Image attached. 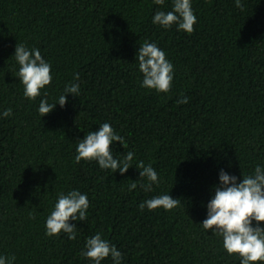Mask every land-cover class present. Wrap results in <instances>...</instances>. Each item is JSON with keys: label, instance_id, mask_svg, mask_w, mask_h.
I'll return each instance as SVG.
<instances>
[{"label": "trees", "instance_id": "1", "mask_svg": "<svg viewBox=\"0 0 264 264\" xmlns=\"http://www.w3.org/2000/svg\"><path fill=\"white\" fill-rule=\"evenodd\" d=\"M191 3L189 35L152 22L172 0H0V113L12 109L0 117V255L15 264H91L81 253L101 233L121 264H240L200 224L221 171L242 181L264 167V0H241L243 10L235 0ZM145 41L174 66L167 94L141 86L136 57ZM18 43L51 65L46 97H24ZM72 83L78 97L42 117L40 101L56 103ZM182 94L187 104L177 103ZM103 123L124 140L113 156L134 154L124 175L75 163L78 142ZM140 161L158 174L151 192L129 191L141 180ZM72 190L87 195V220L70 221L74 241L50 238L46 219L58 194ZM164 194L180 200L176 208L140 209Z\"/></svg>", "mask_w": 264, "mask_h": 264}, {"label": "clouds", "instance_id": "2", "mask_svg": "<svg viewBox=\"0 0 264 264\" xmlns=\"http://www.w3.org/2000/svg\"><path fill=\"white\" fill-rule=\"evenodd\" d=\"M236 7L243 10L241 0H235ZM159 6L165 5V0H154ZM153 24L163 29H171L174 25L178 31L193 34L197 17L192 9L191 0H172L170 11L157 10L153 17ZM15 60L19 65L17 78L23 85L24 97L35 101L47 93L43 90L52 82L51 65L41 55L39 49L29 50L22 44H17ZM139 71L143 74L141 86L150 91L167 94L171 91L174 80V66L166 58V53L155 43L145 41L136 57ZM79 80V74L75 75ZM80 86L69 84L64 94L58 97L56 103H49L42 99L38 111L42 117L52 113L57 104L66 106L68 95L78 97ZM178 104H187L188 98L181 95ZM12 115L9 108L0 117L8 118ZM118 142L125 147L123 138L118 135L109 123L99 126V131H91L78 142L75 163L97 162L102 170L113 173L126 174L132 168L134 154L127 152L122 159L113 156L112 145ZM141 176L139 182L129 184V191L139 185L147 192L152 191V185L158 183V174L149 164L140 161L135 166ZM220 185L214 189V196L207 204V218L200 224L205 231L222 237L223 248L229 256H238L240 264H264V167L257 165L251 175H243L242 181L236 176L221 171ZM147 181V182H145ZM180 200L164 194L148 199L140 204V209L150 211L164 209L171 211L177 207ZM89 200L86 194L78 190L58 194L53 210L46 219V235L59 237L66 234L69 240L77 239V228L70 221H86ZM34 218V217H33ZM255 222V226L253 224ZM81 255L91 264H102L109 257L113 264H121L122 253L108 240L102 238L101 233L90 237L86 241L85 250ZM0 264H15L14 256L0 255Z\"/></svg>", "mask_w": 264, "mask_h": 264}]
</instances>
